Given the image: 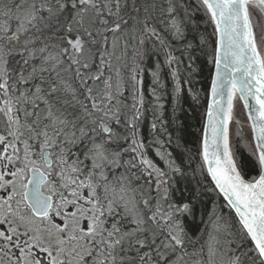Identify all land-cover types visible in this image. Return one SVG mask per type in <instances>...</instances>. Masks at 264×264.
<instances>
[{
    "label": "snow or ice",
    "instance_id": "1",
    "mask_svg": "<svg viewBox=\"0 0 264 264\" xmlns=\"http://www.w3.org/2000/svg\"><path fill=\"white\" fill-rule=\"evenodd\" d=\"M0 264H264V0H0Z\"/></svg>",
    "mask_w": 264,
    "mask_h": 264
}]
</instances>
